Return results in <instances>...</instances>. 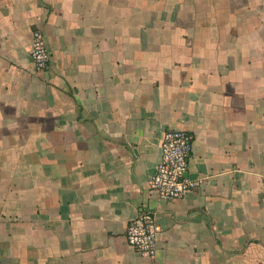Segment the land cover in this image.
<instances>
[{"label": "crops", "instance_id": "obj_1", "mask_svg": "<svg viewBox=\"0 0 264 264\" xmlns=\"http://www.w3.org/2000/svg\"><path fill=\"white\" fill-rule=\"evenodd\" d=\"M167 129L183 199L149 189ZM0 264H264V0H0Z\"/></svg>", "mask_w": 264, "mask_h": 264}, {"label": "built area", "instance_id": "obj_2", "mask_svg": "<svg viewBox=\"0 0 264 264\" xmlns=\"http://www.w3.org/2000/svg\"><path fill=\"white\" fill-rule=\"evenodd\" d=\"M31 57L38 70H46L50 65L51 52L45 35L38 29L33 32ZM193 147L194 138L191 133L176 129L165 131L161 145V161L149 182V189L160 199H183L201 185L199 180L187 176ZM161 231L157 214L146 210L131 222L126 240L136 251L154 257L157 254Z\"/></svg>", "mask_w": 264, "mask_h": 264}]
</instances>
